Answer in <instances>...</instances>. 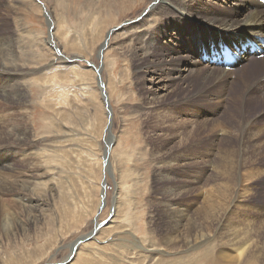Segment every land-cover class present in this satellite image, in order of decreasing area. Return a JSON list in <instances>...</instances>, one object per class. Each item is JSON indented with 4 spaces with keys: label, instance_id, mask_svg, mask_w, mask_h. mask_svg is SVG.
Listing matches in <instances>:
<instances>
[{
    "label": "rangeland",
    "instance_id": "rangeland-1",
    "mask_svg": "<svg viewBox=\"0 0 264 264\" xmlns=\"http://www.w3.org/2000/svg\"><path fill=\"white\" fill-rule=\"evenodd\" d=\"M42 1L64 57L36 40L32 49L24 46L29 29L49 35L48 17L37 12L41 0L18 11L12 0H0V61L9 62L5 49L14 50L19 57L11 63L32 71L16 74L10 65L0 71L5 82L23 87H14L20 103L0 96V121L31 130L22 145L8 143L9 127L0 123V153L13 162L12 170H0V264H264V89L252 87L263 81L264 61L256 63L260 71L240 61L229 82L196 75L188 91L168 82L164 99L146 109L148 85L135 81L129 56L119 49L114 59L109 51L126 39L106 37L101 53L99 44L151 0H92L98 18L90 20L74 13L87 0ZM95 26L100 31L93 41ZM116 35L127 38L118 29L110 39ZM72 55L79 58L68 61ZM245 65L250 70L239 74ZM211 71L220 75L218 68ZM103 81L111 95L107 108L98 91L106 90ZM108 108L114 123L105 160ZM34 169L41 177L35 173L25 189L20 184ZM195 236L203 242L195 243Z\"/></svg>",
    "mask_w": 264,
    "mask_h": 264
},
{
    "label": "bare ground",
    "instance_id": "bare-ground-1",
    "mask_svg": "<svg viewBox=\"0 0 264 264\" xmlns=\"http://www.w3.org/2000/svg\"><path fill=\"white\" fill-rule=\"evenodd\" d=\"M12 1L15 3V7L12 9L15 11H18L19 8H23V7H27V9L31 10V9H33L32 2H35V0H27L26 3H22V1H20V0H12ZM53 1H55L54 3H57L59 0H53ZM93 1L87 0L82 5H77V6L75 5L77 11L75 10V7H74V10L76 11V12L74 11V13L78 19L83 18V20H85V19H87V15H88L89 20L93 17V15H95V17L98 18V14H96L95 11H92L93 8H95V4L93 3ZM121 1H123V0H121ZM126 1L127 0H124V2H126ZM87 4H89L88 7H87ZM212 8H214V9H212ZM87 9H90V10H87ZM41 10H42V12L44 11V15H46L48 17L46 19H47V28L49 31V35H48V37H45V35H44L45 31L44 32L42 31L41 33L40 32L37 33L39 31V29L37 32L31 33L30 32L31 29H29L30 31H27L26 27L23 24H21V29H22L23 33H25L27 31L26 32V34H27L26 40H25L26 45H24V46H26L28 49H32L33 48V42H34L33 40H36L35 42L39 46H41L42 48L46 47V49H47L50 46H52L53 48H51V49L56 50V52L60 56V53H61L60 49L57 48L58 46H56L53 42V40H54L53 38H54L56 31L55 32L53 31V25L49 22L50 15H48V12L45 8L44 1H42V0H41V3L37 4V12H39ZM214 10L216 11V13ZM217 11H218V13H217ZM65 12H67V9L65 10ZM76 17L74 16L75 19H76ZM21 19H18V21L20 23L22 22ZM67 23H68L67 18H64L63 24L66 26H69V25H67ZM120 23H122V24L119 26ZM120 23L116 24L111 30H108V34L107 33L105 34V39H103L104 41H101V43L99 44L100 45L99 53H101V51L104 48H107V45H105V43L107 42L106 37H109L110 41L112 40L115 42L116 41L118 42L121 39H126V43L124 46L119 45L117 48H115V47L111 48L109 51L112 53V56L114 57V59H116L117 55H118L117 51H119V49H120V51H122L121 53H124L127 56H129V59L131 60V62H133L132 66L137 65L135 68H132V66H131L132 75H134L135 81L137 83L139 81H141V82H144L148 85L146 88L144 87L145 90L150 91L149 95H147V97L145 98L144 104L146 105L145 108L149 109L150 107H152L150 105L151 102H153L155 100L164 99L166 94L162 95L161 93L164 91V89H163L164 85L168 82L171 83L170 85H174V84L179 85L180 84L183 89H185V88L187 89V87L189 89L191 86L187 85V83L190 82V80L192 78H194V76H196V75H199L205 81H209L210 78H212L213 81L217 80L220 82L228 81L227 80L228 77H230L231 75L232 76L235 75L236 72L235 73L232 72V71H234L232 69H234L236 67V65H234L230 69L232 71H225V72H224V70H222L218 67H215V68L219 69V73H220V75L217 76L213 71H211V66H212L211 63H214V61H211V63L208 64L205 61H203L204 56L208 54V48L211 47L212 44L217 47L218 44L221 43L222 41L224 42L223 45L225 44L228 47H229V45L227 43L231 42V41H233V42L245 41L244 43H247V41L244 39H249L250 41L258 42L257 41L258 36H256V35L264 36V7L262 5H260L257 0H151V2L149 3V6L143 12H141V15L139 17L131 19V20H127V21H122ZM95 27L96 28L93 29V32L94 31H96V32L91 36V39L93 41H95V37L98 36L97 34L100 31L99 26H95ZM118 29L119 30L121 29V33H126L127 38H120L119 35H116L115 37H112V39H110V36L112 34H115L118 31ZM40 31H41V29H40ZM79 31L81 32V30H79ZM70 32H72V31L69 30L68 33H70ZM82 33H83V31H82ZM76 34H78V38L81 37L79 35V32H76ZM33 35H36V36H33ZM66 36H67V33H65L64 37H66ZM2 39H4V38H2ZM15 39H19V38H15ZM67 40L68 39L66 37L64 41H67ZM217 41H220V42L217 43ZM225 41H227V42H225ZM18 42H16V43H18ZM129 43H132V46ZM0 44H2V43H0ZM14 44H15V41H14ZM19 44H21V41ZM116 45H118V44H116ZM14 46L15 45H13V47ZM24 46H23V48H25ZM154 49L156 50L155 52H154ZM261 49H263V48H261ZM5 50L7 51L6 52L7 58L6 57L5 58L10 63L6 62V63H8V65L6 63H4L3 59H5V58H3L2 59L3 61H0V71L4 70L5 67L10 65L13 68V72L16 74L17 73L29 74L32 72V71H28L29 69L25 71L24 70L25 68L23 66H19V63L18 64L11 63V62L17 60V58L19 56H17V58L15 57V55L13 53L14 50L13 51L10 49H8V50L5 49ZM158 51H161L162 54L160 55ZM22 52H24V51H22ZM29 52H30L29 54H31L32 50H29ZM0 53H2V55L5 54L4 52H0ZM16 53L17 52H15V54ZM53 53H54V51H53ZM29 54L28 55L26 54V55L29 56ZM17 55H19V52ZM155 56H159V57L156 58ZM41 57L44 58L45 56L42 55V56H40V58ZM60 57H64V56H60ZM78 58H79V56L72 55L71 57H68V61H73V60H76ZM253 58H255V56H250V55H248L247 52H245L242 54L240 60L247 61L245 64H247L248 61H250L249 64L250 63L252 64L254 62L255 68L258 67V64H256V63L262 64V62L264 61V59H262L260 61V60H254ZM28 61H29V59H28ZM244 67L245 68H242L241 71L238 72L239 74L250 70V65L247 68H246V65ZM43 68L44 67H42V69ZM91 68L94 70H98L94 64L91 66ZM260 68H262V67L260 66ZM260 68H259V71L261 70ZM10 71H8V72H10ZM4 72H5V70H4ZM237 76H239V75H237ZM262 77H263L262 83H259L260 85H258V86L253 85L252 87H255V88L258 87L259 90L264 89V73H263ZM17 78L18 77L16 76V79L14 80V81H16V83L18 81ZM97 79L98 80L101 79V81H102V78H100V76H98ZM6 80H7V78H6ZM10 80H11V78H10ZM10 80H8V82L7 81L5 82V80L0 77V96L3 99H5V101H7V102L20 103L22 99L19 100V98L22 96V94H20L19 91L14 92V89H15L14 87L17 86L16 88H18V90H21L23 87L18 86L17 85L18 83L16 85H14L13 81L12 80L10 81ZM103 82H104L103 84L105 85V81H103ZM230 83H231V81H230ZM185 84H186V86H184ZM225 84H227V83H225ZM22 85H24V84H22ZM260 86H261V89H260ZM216 88H218V87H216ZM188 89L186 91H188ZM224 89H225V87H224ZM98 91L100 93L101 103L103 104L104 107L106 106V108H107V104L109 103V99L111 96L110 92L108 91V87L105 90L104 87L101 88V86H100V88H99V86H98ZM221 92H223V91H221ZM223 93H226V92H223ZM216 96H218V95H216ZM219 97H220V95H219ZM31 102H33V101H31ZM8 109L9 108H7V110ZM19 110H20V108H19ZM5 116H7V115H5ZM11 117H10V119H11ZM259 118H261V117L259 116ZM106 122L108 123V124L106 123V126L104 128V134H105L104 135V137H105L104 141H106V150L104 149L105 152L103 151L105 153V156H104L105 160L108 157L107 150L109 147L112 146V137H111L110 130H111L113 123H114L113 118H111V112H110L109 108H108V112H107V121ZM255 122H256V120H255ZM0 123L4 124L6 127H9L8 129L6 128L7 130H5V132L8 136V140H9L8 143H16L17 142L18 145L19 144L22 145L21 142L27 140V135H29L28 133L31 132V130L29 132L30 128H28V126H26V125H24V126H26V128L24 127V129H22L21 132L15 130V125L10 124V122L6 119H4V122L0 121ZM0 128H2V127H0ZM259 131H262V130H259ZM64 134H63V136H66V134L65 135ZM258 134L260 135V132ZM3 137H4V135H3ZM1 140H2V138H1ZM66 141L68 142L70 140H66ZM262 143L263 142H261L260 144L262 145ZM261 145H259V146H261ZM109 153H111V152H109ZM227 160H229V159H227ZM10 161H11V158L7 157V155H2L0 153V170L11 169V163H13V162L10 163ZM106 163H107V161H106ZM30 164H33V163H30ZM108 165L109 164H107L106 166H108ZM33 166H31V168ZM17 168H19V167H17ZM34 168H36V166H34ZM36 172H37V170L34 169V171H32L31 173H28V175H27L28 180L23 179L25 182L22 180L24 183L20 184V185H22V187H24L25 189H28L30 184L33 183V181H34L33 175ZM37 175L38 174L36 173V176ZM39 176L40 175H38V177ZM254 176H255V174H254ZM246 183H247V181H246ZM14 184H16V183H14ZM29 189H30V187H29ZM19 192L20 191H17V193H15V195L21 194ZM27 196H28V194H27ZM101 199L103 202L104 199L102 198V196H101ZM32 202H34V201L32 200ZM28 206L31 207L32 204H30ZM165 206H166V203H165ZM168 209H171L172 211L176 212L175 217L179 216L180 212L178 210H174L173 207H170V206H168ZM175 209H177V208H175ZM98 228H99V225L97 223H95V227L93 229L94 231H92L91 233L93 234L94 232H96ZM219 228H220V226H219ZM197 237H199V236H195V238H194V241L198 240L195 243H198L201 240V239L199 240ZM87 238L88 237H84L83 239H87ZM233 240L238 241L239 239L235 238ZM76 241L71 245V250L74 247H76V249H77ZM187 243H188V241H187ZM187 243H186V246L190 245V243H188V244ZM198 244H200V243H198ZM194 245H196V244H194ZM187 250H189V249L187 248ZM75 251L76 250H74V249L71 251V255H69V258H71L73 254H75ZM222 256H223V254H222ZM222 258L223 257H220L221 260L224 259V258L223 259ZM211 264H212V262H211Z\"/></svg>",
    "mask_w": 264,
    "mask_h": 264
},
{
    "label": "water",
    "instance_id": "water-1",
    "mask_svg": "<svg viewBox=\"0 0 264 264\" xmlns=\"http://www.w3.org/2000/svg\"><path fill=\"white\" fill-rule=\"evenodd\" d=\"M104 195V194H103ZM103 195H102V197H103Z\"/></svg>",
    "mask_w": 264,
    "mask_h": 264
}]
</instances>
